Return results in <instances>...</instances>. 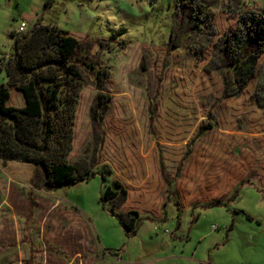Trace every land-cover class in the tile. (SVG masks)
Wrapping results in <instances>:
<instances>
[{
	"label": "rangeland",
	"instance_id": "1",
	"mask_svg": "<svg viewBox=\"0 0 264 264\" xmlns=\"http://www.w3.org/2000/svg\"><path fill=\"white\" fill-rule=\"evenodd\" d=\"M244 13L264 14V0H0V85L20 27L56 26L78 41L69 160L90 171L47 189L40 166L0 158V264H264V55L250 85L239 91L232 77L224 95L230 61L217 49ZM106 96L100 146L93 111ZM22 104L11 90L8 105ZM206 119L212 128L184 160ZM113 182L125 190L115 210L101 200ZM118 212L145 218L130 234Z\"/></svg>",
	"mask_w": 264,
	"mask_h": 264
},
{
	"label": "trees",
	"instance_id": "2",
	"mask_svg": "<svg viewBox=\"0 0 264 264\" xmlns=\"http://www.w3.org/2000/svg\"><path fill=\"white\" fill-rule=\"evenodd\" d=\"M11 38L12 54L5 64L8 82L5 86L0 85V158L40 166L47 189L69 187L88 180L90 171H78L69 160L75 136L74 109L83 85L82 70L72 60L78 41L56 26L40 23L24 34L11 33ZM217 49L230 61L229 71L222 77L223 86L233 75L238 89H245L257 75L258 65L264 55V14L240 15L236 28L223 35L217 43ZM83 64L87 69H94L93 64ZM91 74L86 76L94 78L93 72ZM96 80L104 79L98 73ZM157 82L153 95L147 99L146 112L150 126L158 112L156 101L160 82ZM11 90L21 95L22 107L8 105ZM111 100L112 97L106 96L105 102L98 101L93 111L100 146L105 138L103 109L108 108ZM211 127L207 119L198 125L193 139L185 147L184 160L191 155V147L195 142ZM156 151L160 175L169 182L161 154ZM180 170L177 172L176 169L175 174H180ZM101 171L104 182L105 174H109V171ZM122 195H125V190L118 182H113L106 187L101 200L110 202L112 210H115L113 201L119 200ZM177 202L182 207L179 197ZM211 205L215 203L211 202ZM116 217L130 234L134 233L137 221L143 219L135 212H118ZM28 259L26 264H30Z\"/></svg>",
	"mask_w": 264,
	"mask_h": 264
},
{
	"label": "crops",
	"instance_id": "3",
	"mask_svg": "<svg viewBox=\"0 0 264 264\" xmlns=\"http://www.w3.org/2000/svg\"><path fill=\"white\" fill-rule=\"evenodd\" d=\"M227 71H229V70H227ZM227 73H228V72H227ZM225 74H226V73H225ZM225 74H224V75H225ZM224 75H223V76H224ZM223 76H222V77H223ZM256 76H257V75H256ZM256 76H255V77H256ZM232 77L234 78V76L232 75V76H230V78H229L228 81H230ZM255 77H254V78H255ZM254 78H253V79H254ZM253 79H252V80H253ZM252 80L249 82V84L247 85V87L250 85V83L252 82ZM221 81H222V79H221ZM228 81H227V85H228ZM234 84L236 85V83H235V79H234ZM227 85H226V86H223V84H222V88H223L222 93H223L224 95H225V92H226V89H227ZM236 87H237V85H236ZM247 87H246V88H247ZM237 88H238V87H237ZM246 88H245V89H246ZM245 89H243V90H245ZM238 90H239V89H238ZM243 90H239V91H243ZM14 91H15V90H14ZM258 94H259V93H258ZM211 128H212V127H211ZM209 130H210V129H209ZM209 130H208V131H209ZM156 150H157V149H156ZM156 153H157V151H156ZM157 155H158V154H157ZM158 160H159V156H157V161H158ZM157 166H158V173H159V176L161 177V175H160V171H159V165H158V163H157ZM175 172H176V170H175ZM174 175H175V176H178V175H180V174H178V175H177V174H174ZM172 182H173V181H171V183H172ZM163 183H164V182H163ZM164 187H165L164 194L166 195V194H167V191H166L165 183H164ZM163 206H164V204L161 206V208H162ZM182 207H184V209H185L186 205H182ZM160 212H161V209L156 210L155 212H153L152 215L160 214ZM147 215H151V213H150V214H147ZM142 218H145V217H142Z\"/></svg>",
	"mask_w": 264,
	"mask_h": 264
},
{
	"label": "built area",
	"instance_id": "4",
	"mask_svg": "<svg viewBox=\"0 0 264 264\" xmlns=\"http://www.w3.org/2000/svg\"><path fill=\"white\" fill-rule=\"evenodd\" d=\"M30 29H26V28H23V27H20L17 31L18 34H24L26 32H28Z\"/></svg>",
	"mask_w": 264,
	"mask_h": 264
}]
</instances>
